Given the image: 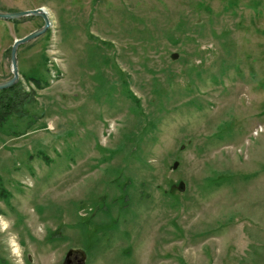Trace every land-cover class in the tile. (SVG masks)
Listing matches in <instances>:
<instances>
[{
	"label": "rangeland",
	"instance_id": "374dc122",
	"mask_svg": "<svg viewBox=\"0 0 264 264\" xmlns=\"http://www.w3.org/2000/svg\"><path fill=\"white\" fill-rule=\"evenodd\" d=\"M38 8L17 52L36 101L0 128V264L12 234L23 264H264V0H0ZM43 26L0 19V83Z\"/></svg>",
	"mask_w": 264,
	"mask_h": 264
},
{
	"label": "water",
	"instance_id": "95a60500",
	"mask_svg": "<svg viewBox=\"0 0 264 264\" xmlns=\"http://www.w3.org/2000/svg\"><path fill=\"white\" fill-rule=\"evenodd\" d=\"M32 16H36V17L42 18L44 20V26L40 30L35 31V32L29 34L28 36H26L24 38L17 39L14 42V45L12 47V53H11V63H12L13 78L11 80L7 81V82L0 83V91L5 90V89H9V88L13 87L14 85H16L19 82L18 56H17L18 48L21 45L29 43V42L35 40L36 38L40 37L51 26L50 18H49L48 14H47V12H46V10L44 8H38V9H34V10H29V11H24V12H14V13L0 12V19L8 20V21L15 20V19H20V18H23V17H32ZM183 187L184 186L182 184L180 186V189H182ZM73 253L81 254L82 255V263L81 264H85L86 254L83 251H80V250H71L66 256V262L68 261L69 257Z\"/></svg>",
	"mask_w": 264,
	"mask_h": 264
},
{
	"label": "trees",
	"instance_id": "16d2710c",
	"mask_svg": "<svg viewBox=\"0 0 264 264\" xmlns=\"http://www.w3.org/2000/svg\"><path fill=\"white\" fill-rule=\"evenodd\" d=\"M28 79L39 86L40 79L35 77H29ZM33 96L34 92H27L21 83L0 91V128L12 116L24 115L26 108L36 101Z\"/></svg>",
	"mask_w": 264,
	"mask_h": 264
},
{
	"label": "clouds",
	"instance_id": "9594fccd",
	"mask_svg": "<svg viewBox=\"0 0 264 264\" xmlns=\"http://www.w3.org/2000/svg\"><path fill=\"white\" fill-rule=\"evenodd\" d=\"M9 227H10L9 222L0 218V232L7 230ZM8 245L10 248L11 255L16 257V264H23V259H22L23 247L18 242L15 234H12L9 237Z\"/></svg>",
	"mask_w": 264,
	"mask_h": 264
},
{
	"label": "flooded vegetation",
	"instance_id": "af4514ba",
	"mask_svg": "<svg viewBox=\"0 0 264 264\" xmlns=\"http://www.w3.org/2000/svg\"><path fill=\"white\" fill-rule=\"evenodd\" d=\"M82 263V255L79 253H73L66 264H81Z\"/></svg>",
	"mask_w": 264,
	"mask_h": 264
}]
</instances>
